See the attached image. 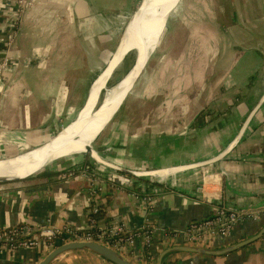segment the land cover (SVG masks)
<instances>
[{"label": "crops", "instance_id": "crops-1", "mask_svg": "<svg viewBox=\"0 0 264 264\" xmlns=\"http://www.w3.org/2000/svg\"><path fill=\"white\" fill-rule=\"evenodd\" d=\"M219 1V17L232 23L217 28L210 63L197 71L192 57L158 59L134 106L125 112L121 106L93 144L105 164L86 156L59 158L31 177L0 183V229L85 231L94 183L102 186L99 212L106 206L105 218L96 216L102 227L157 230L149 249L138 244L122 254L133 264H264V237L223 256L187 253L190 246L182 237L167 238L209 217L219 205L264 209V0ZM138 2L142 5L140 0H31L22 11L0 3V63L10 60L0 74V161L44 146L59 125L68 128L77 119ZM205 74L207 82L198 86ZM202 110L208 113L200 125ZM112 166L166 173L139 180ZM189 166L195 167L180 170ZM68 171L75 176L64 178ZM142 195L154 196L153 204H144ZM263 228L264 217L246 220L206 249H227ZM55 248L46 243L3 248L0 264H40ZM51 264L112 263L74 251Z\"/></svg>", "mask_w": 264, "mask_h": 264}, {"label": "built area", "instance_id": "built-area-1", "mask_svg": "<svg viewBox=\"0 0 264 264\" xmlns=\"http://www.w3.org/2000/svg\"><path fill=\"white\" fill-rule=\"evenodd\" d=\"M16 4L22 11V8L29 7L31 0H0V3ZM16 33L13 32L8 40V46H11ZM10 65V60L0 63V74H3ZM192 166L181 168L190 169ZM184 170V171H185ZM93 180L97 182L98 174L96 169L92 170ZM136 179L153 178L158 175H164L163 171L152 172H132ZM75 172L68 171L63 177L71 179ZM95 177V178H94ZM99 182V181H98ZM102 186L92 184L89 193L94 201L90 212L89 226L85 231H78L66 227L62 230L50 226L34 228L29 225H19L12 228L0 229V249L8 248L16 250L19 248H38L40 244L46 243L49 247L55 248L56 242L63 244L71 242H94L109 247L121 255L127 253L138 244L143 248L149 249L153 238L157 232L151 225L143 226L136 231L125 229L122 225L101 226L96 216L99 213V199ZM152 195H142L141 200L144 204L151 206L153 204ZM264 217V209L253 210H234L224 205L215 207L213 213L204 220L194 221L189 224L182 234H170L167 238L177 239L182 237L188 246L194 248H209L218 237H226L231 234L235 226L246 220H259ZM143 254L147 257L146 252Z\"/></svg>", "mask_w": 264, "mask_h": 264}, {"label": "bare ground", "instance_id": "bare-ground-1", "mask_svg": "<svg viewBox=\"0 0 264 264\" xmlns=\"http://www.w3.org/2000/svg\"><path fill=\"white\" fill-rule=\"evenodd\" d=\"M180 2L182 1L143 0L139 8L141 10L131 18V26L126 31L127 33L121 51L117 56L115 55V57L112 58V61L108 64L109 69L103 72L95 83L91 96L88 99V105L78 116V121H76V119V122L74 121L65 129L66 131H62L58 137L47 143L50 144L55 141L52 148L71 144L72 147L70 150L59 153L55 151L56 153L51 154L52 149L50 151V147H47L45 149H38L29 155L20 156L15 160L0 161V179L23 178L30 173L40 171L51 163L50 157H53V161L59 158H67L69 155L84 154L86 146L97 138L118 109L120 103L127 96V93L131 92V88L134 86L133 84L136 83L148 64L151 55L156 50L160 38L163 35L162 32L164 33L165 24L168 22L166 20L167 14L172 12V10H174L173 7L178 6L177 3L179 4ZM169 18L170 17H168V20ZM132 50H137L138 53L136 67L126 78L124 77L115 88L111 90L106 89L104 102L99 110L94 113L99 103L98 91L99 89L103 90V84L109 77L111 69L116 66L118 61L127 52L129 53ZM29 158H32V160L27 162Z\"/></svg>", "mask_w": 264, "mask_h": 264}, {"label": "rangeland", "instance_id": "rangeland-1", "mask_svg": "<svg viewBox=\"0 0 264 264\" xmlns=\"http://www.w3.org/2000/svg\"><path fill=\"white\" fill-rule=\"evenodd\" d=\"M140 1L142 3L143 0ZM139 3L140 2L136 4V6L132 11H130V15L128 16L129 21L133 16V14H135L137 9L140 7L141 4ZM221 7L222 4L220 3L219 0H182V2L178 4V6L172 11V14L166 24V28L165 30H163L164 33L162 32L163 36L162 38H160L156 50L150 57L151 59L149 64L145 67V70L134 84L130 95L128 96L127 100L124 102V105H122V108H124L123 109L124 112L125 110L134 106L133 103H135V101L139 98L138 95L141 90V85L144 84V82L147 79V76L153 72L154 67L152 69V66H154L155 62L158 59L159 60H162L163 58L181 59V58L192 57L196 59L195 62H196L197 71H199V69L201 68L202 69L205 68L206 65L210 63V59L215 54L214 50L212 51L210 48L211 46L212 47L214 46L213 43L218 41L217 28L222 27L223 25H226L227 27L230 26L232 23L230 19L221 20V18L219 17ZM139 10L141 9H138V11ZM125 30L126 27L125 28L123 27L122 31L120 32V36H117L118 39L122 38ZM205 50H209L211 54L209 55V53L207 51L205 52ZM136 60L131 66V68H129L128 72L133 69ZM128 72H126V74ZM126 74L125 72H121L118 75L117 80H119V83L122 81V79L125 77ZM201 77H202L201 80L197 79L198 86L199 83L203 84L204 82H207L208 74H205V76L202 75ZM107 89L109 88L107 87ZM105 92L106 90L103 91L102 93L103 97L101 99L102 101L101 103L100 101H98L99 103L94 113H96L99 110V108L102 106L104 102V98L106 96ZM201 94H203L202 91L197 92V95H201ZM204 113L207 114L208 112H204V110H202L201 119L204 118ZM65 129L66 128L64 129L61 128L60 130V125H59L58 128H56L52 133L51 140L58 137V135L62 133V131H64ZM96 140L93 142V144H96ZM85 156L91 157L90 154H74L67 156V158H72V157L76 158V157H85Z\"/></svg>", "mask_w": 264, "mask_h": 264}, {"label": "water", "instance_id": "water-1", "mask_svg": "<svg viewBox=\"0 0 264 264\" xmlns=\"http://www.w3.org/2000/svg\"><path fill=\"white\" fill-rule=\"evenodd\" d=\"M182 1V0H181ZM178 5V3H177ZM177 7V6H176ZM176 7H173L174 9ZM139 9V8H138ZM137 9V11H138ZM137 11L135 12V14L137 13ZM173 11V10H172ZM170 12V11H169ZM172 14V12L168 13L167 14V18L166 20L168 21V17H170ZM166 21V22H167ZM131 20L130 22L128 23L127 27H126V30L119 42V45H118V48L116 50V52L114 53L113 57H115V55L117 56L119 54V52L121 51L123 45H124V41H125V36H126V31L129 29V27L131 26ZM167 24V23H166ZM166 24H165V27L164 29L166 28ZM132 51H135L137 53V50H132ZM130 51V52H132ZM129 52V53H130ZM128 52L118 61V63L116 64L115 67H113L110 71V75L109 77L105 80L103 86V90L99 89V94H98V99H100L102 93L104 90L107 89V86H108V83L109 81L112 79L113 75L115 74V72L118 70V68L121 66V64L123 63L125 57L129 54ZM137 58H138V53H137ZM137 65V60H136V63L133 67V69L128 73V75L134 70V68L136 67ZM109 69V66L107 67V69L105 71H107ZM127 75V76H128ZM126 76V77H127ZM125 77V78H126ZM134 85V84H133ZM95 84L93 85V88H94ZM133 88V86H132ZM131 88V90H132ZM130 94V92L127 93V96ZM126 96V97H127ZM126 97L123 99V101L120 103L118 109L115 111V113L112 115L111 119L108 121V123L106 124V126L110 123V121L113 119V117L116 115V113L119 111V109L121 108V106L123 105ZM99 101V100H98ZM88 105V101L86 102V104L84 105L83 109L81 110L80 114L86 109ZM78 117V116H77ZM79 117L77 118L76 121H78ZM75 121V122H76ZM105 126V127H106ZM104 127V128H105ZM104 128L102 129V131L104 130ZM101 134V132H100ZM99 134V135H100ZM98 135V136H99ZM97 136V138H98ZM96 138V139H97ZM95 139V140H96ZM94 140V141H95ZM93 141V142H94ZM93 142L89 145L86 146L85 148V153L84 154H90L92 158H94L97 162L99 163H103L105 164V162H102L100 160V157L96 154L95 150H94V146H93ZM55 143V141L53 143H50V144H47V145H44L40 148H37L33 151H31L30 153H27L25 154L24 156L26 155H29L31 154L32 152H35L36 150L38 149H41V148H47V147H50V151H51V154L52 153H59V152H62V151H67V150H70V148L72 147V145H64L62 147H58V148H52L53 144ZM56 149V150H54ZM56 151V152H55ZM31 156V155H30ZM18 157L16 158H12V159H7V160H4V161H9V160H15L17 159ZM52 158L53 157H50L51 161L52 162ZM49 159V160H50ZM32 160V158H29L27 159V162H30ZM54 161V160H53ZM195 166H192L190 169L194 168ZM112 169L116 170L117 172H122V173H126V174H133L132 172H129L127 170H123V169H120V168H115L112 166ZM43 170V169H42ZM41 171V170H40ZM40 171H37V172H33V173H30L28 174L27 176L23 177V178H15V179H0V183H7V182H12V181H18V180H21V179H26L28 177H31L35 174H37L38 172ZM264 237V228L261 230V232L259 234H257L256 236H254L253 238H250L248 240H245L239 244H236L234 246H231L227 249H224V250H220V251H215V250H211V249H206V248H194V247H187V248H184V251L187 252V253H192V254H201V255H208V256H223V255H228V254H231L235 251H238L240 249H243L253 243H255L256 241L262 239ZM74 251H86V252H90V253H93V254H96L102 258H104L105 260L109 261L110 263L112 264H133L131 263L130 261L126 260L120 253H118L117 251L109 248V247H106L104 245H101V244H98V243H94V242H71V243H67V244H62V245H58L40 264H51L55 259H57L58 257L62 256L63 254H66V253H69V252H74ZM173 252V251H172ZM164 257V256H163ZM162 257V259H163ZM159 264H162V260H160Z\"/></svg>", "mask_w": 264, "mask_h": 264}, {"label": "trees", "instance_id": "trees-1", "mask_svg": "<svg viewBox=\"0 0 264 264\" xmlns=\"http://www.w3.org/2000/svg\"><path fill=\"white\" fill-rule=\"evenodd\" d=\"M136 58H137L136 52H134V51L130 52L125 57L123 63L121 64V66L118 68V70L115 72V74L113 75L112 79L108 83L107 87L109 88V90L113 89V87L115 88L118 85V83H119V80H117L118 75L121 72H125V74H126V72H128V70H129V68H131V66L135 62ZM102 97H103V95L101 96V99H102ZM101 99H100V103L102 101ZM203 119L204 118L201 119V116H198L197 120H196V123L201 125L202 122H203ZM89 164H90V162H89ZM105 208H106V206L103 203L102 206H101V210H100L99 214L97 215V217L99 219L105 218V216H106Z\"/></svg>", "mask_w": 264, "mask_h": 264}]
</instances>
